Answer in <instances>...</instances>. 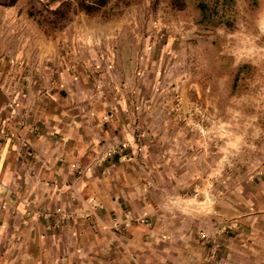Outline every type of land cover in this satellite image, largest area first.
Masks as SVG:
<instances>
[{
    "label": "crops",
    "instance_id": "crops-1",
    "mask_svg": "<svg viewBox=\"0 0 264 264\" xmlns=\"http://www.w3.org/2000/svg\"><path fill=\"white\" fill-rule=\"evenodd\" d=\"M42 1L47 9L55 11L66 1L80 0ZM152 1L133 3L122 14L111 18L104 12L96 17L79 12L63 32L34 35L30 51L28 45L19 49V38L14 31L9 32V26L18 21L15 12L23 5L19 1L11 7L0 5V183L20 189V195L12 199L19 225L7 222L11 214L3 211L0 205V234L21 232L26 236L25 245H18L19 264H264V182L261 178L253 180L248 174L242 178L240 174V211L234 209L235 197L227 196V203L231 205L225 209L223 217L238 219L239 246H233L232 242L231 246H205L211 250L207 255L205 247L162 246L155 232L171 236L168 225L159 231L157 227L149 231L137 223L138 218L151 215L153 219L166 218L169 224L165 212L160 210L159 214L155 210L163 195L151 191L152 186L143 188L140 193L143 196L132 198L138 182L137 172L151 166L150 161H145L146 156H157L161 161L160 170L173 172L168 177L176 180H181L184 172H188L191 175L188 179L198 183L201 181L195 177L197 171L207 167L213 174V168L218 167L214 175L202 180L203 185L227 180L231 185L234 170L248 172L251 159L247 154L254 152H245L240 159L231 153L223 159L222 166L217 150H209L212 143L201 150L199 131L189 132L182 121L194 123L202 107L221 103L235 108L239 123L263 124L264 116L263 38L260 35L237 36L246 51L250 47L246 57L255 66V73L248 79L243 70L241 76L242 79L246 77L245 81L233 95V81L229 84L196 81V69L183 39L197 38L198 24L191 20L181 23V20L178 24L182 27L177 29L172 25L171 34L165 36L157 29L160 20L177 10L169 3ZM256 1L259 9L254 23L261 27L264 25V0ZM230 8L228 5L214 6L210 15L216 18L218 13H225L223 26H232L235 20L229 19ZM90 41L94 42L92 48H88ZM232 41L226 45L237 42ZM76 44L80 50H76ZM139 52L143 56L142 67L148 72L147 78L143 74L136 78L133 73ZM31 77L34 82L27 80ZM93 78L96 81L93 82ZM162 83L169 86L166 94L161 93ZM161 101L166 102L163 108L166 112L172 110V115L160 114V118H155V114L146 115L149 108ZM90 111L92 115L88 114ZM88 121L95 125L97 137L110 144L111 149L115 148L114 155L95 169L91 168L92 153L102 146L93 138ZM153 123L165 127L153 132L150 126ZM169 124L176 125L169 129ZM230 135L246 145L249 132ZM259 139L254 147L263 143L261 132ZM118 142L122 145L120 152H117ZM27 148L32 154H27ZM135 153L142 158L135 160ZM201 155L210 160L201 162ZM68 166L86 173L84 179L79 178L78 196H71L72 192L67 189ZM263 168L261 162L256 170ZM31 172H37L41 181L37 183ZM94 174L96 180L90 179ZM92 180H95L94 188ZM178 183L181 190L184 182ZM186 185L190 186V192L195 190L193 181ZM242 192H252L251 201ZM2 197L5 198L0 193V199ZM195 200L190 199L188 203L194 204ZM83 204L86 209L87 204L96 205V209L93 208L95 218H80L78 214L85 209ZM57 207L77 211L78 217L75 216L68 226L48 234L35 214L39 209ZM184 209L182 213L192 214ZM29 212L33 217H27ZM114 215L123 217L128 225L121 238L112 231L116 225L110 216ZM23 218L31 220L25 223ZM202 236L204 239L207 235ZM160 242V246H153ZM3 243H8L6 238ZM5 263L4 260L0 262Z\"/></svg>",
    "mask_w": 264,
    "mask_h": 264
},
{
    "label": "rangeland",
    "instance_id": "rangeland-1",
    "mask_svg": "<svg viewBox=\"0 0 264 264\" xmlns=\"http://www.w3.org/2000/svg\"><path fill=\"white\" fill-rule=\"evenodd\" d=\"M18 1L19 4L23 6L20 10L15 12L14 17L17 18L18 21L9 26V32H15L16 38H19L18 44L19 49L21 50H23V46L26 45H28L29 47L28 51L31 50V46L33 45L34 41V35H38L40 33L51 35L53 33L58 34L61 31L63 32L65 27L74 18V16L77 15V13L81 12L77 11L79 10L81 0L78 2L66 1L72 2L74 6L68 11L67 17L59 19H56L52 14L54 11H50L43 5L44 2L42 0H17V2ZM141 1L143 0H115L114 2H110V6L108 5V7L102 9L101 12H104L107 18H111L112 16L122 14L125 8H127L129 5L133 3H139ZM156 2L163 4L169 3L170 5L174 6V10H177H172L170 12V17L166 16L161 18L160 26L157 27L159 33H162L165 36L171 34L169 32L171 31L172 25L175 24L174 28L177 29L179 27H182L181 24H178L181 20V23H183V21L189 22L188 20H191L195 24H198V31L196 33L198 37L194 39H183L184 45H187L189 47L188 53L190 54V60L193 64V67L196 69V81L205 84L211 83L212 81H219L222 83L228 82L227 84H229L233 81L234 88L232 94L235 95L236 93H238V87L243 84V81H245L246 77L248 79L254 77L255 71L253 70V68L255 66L249 62V57H246L248 50H250V47L248 46L246 51L245 47H243L244 44L237 41V36L239 35L244 37V35H260L261 38H263L264 43V25L258 27L255 26L254 23L255 14L259 9V4L256 0H156ZM222 5H228L229 7H231V13L228 14V16L229 19L233 18V20H235L234 24L232 23V26H223V18L227 17H223L225 13H218L216 18H214L212 14L210 15L212 7L219 6L220 8V6ZM178 11L182 13L180 14ZM82 13L86 14L85 12ZM28 14L29 16H27ZM86 15L89 17H96L98 14L94 16L88 14ZM178 16H180V18H177ZM9 18L12 19V14H9ZM54 27H56V29ZM230 40L237 42H235V44L232 43L230 45H226ZM93 44L94 42L90 41V43H88V48L94 47ZM78 46L79 45L76 46V50H80V47ZM142 57L143 56L141 52H139L136 60L135 70L133 72L136 78H139L140 76H142V74L144 78L148 77L146 68L142 67L141 64L143 60ZM237 57H240V59H238ZM262 69L263 73H261V75L264 78V64L262 65ZM243 70L245 71L246 75L244 79H242L241 76ZM27 80L30 82L35 81L34 79H32V77L27 78ZM94 81L96 80H94L93 78V82ZM190 81L192 80L190 79ZM168 87V85L162 83L161 93L164 92L166 94V89H168ZM161 99L164 100L165 97L162 96ZM164 103L166 102L161 101L154 108H149V112H146V115L155 114V118H160V114L172 115V110L166 112V108H163ZM234 110V107L231 109L227 106H224L223 103H221V105L218 104L215 107H202L200 109L201 113H199L200 115L198 119L194 120V123H188L186 122V119L182 121V123L184 122L185 124V129L189 130V132H191V130L199 131L201 150H204L206 148L204 145L207 144V147H210L212 143V146L209 148V150H213V148L217 150V152L220 154L217 156L218 159L220 158L219 162H222L223 159L227 158V156H229V154L231 153H235L237 159H240L243 158L242 155L245 154V152H254V154L252 155H250V153L247 154V158L251 159V165L247 170L248 172L246 173L234 170V182L231 185H229V180H227L228 176L224 178V180H227L225 183H205L203 185L202 180L209 178L211 176L210 174H212V172L207 171V167L206 169H201V171L196 172L197 174H195V177H199L201 181L198 183H196V180L188 179L189 177H191V175H188V172H184L185 176L181 178V180H179V178L178 180L170 178L168 176H170L173 172L160 170L158 166L161 161L155 155L146 156L147 160L145 161H150L151 166L149 165L146 171L140 170L139 172H137L136 179L138 180V182L135 184L134 194L131 193L133 196L132 198L141 195L140 193L143 192V188L145 190L149 186H152L151 191L156 192L159 195H163V199H161L159 204H157L155 210L158 211L159 214L160 210L162 212H165V214L169 218V224H167L166 218H162L160 220L158 218L153 219L151 215H146L145 217L138 218L137 220V223L140 224L141 227H144L149 231H153L156 227V229L159 231L164 228L165 225H168V231L170 232L171 236H164L159 232H155L157 236H159L161 242H163L162 246H168L169 244L173 246H200V248L203 249L205 246H231L230 242H232L233 246H239L241 240L239 237L240 226L237 225L238 219L232 220L227 217H223V215L225 214V209H227V207L231 205L227 203L228 195L235 197L236 203L234 202L233 204L234 209L240 211L239 187L241 181V173L242 178L244 174H248V177L250 179L255 180L257 178H261L264 182V168L262 170H256V168L260 166L261 162L264 165V139H262V145L254 147L256 139L258 141L260 140L259 132L262 133V138H264V116L263 124H256L250 121L247 123H239L238 121H236L237 118H235L236 113H234ZM91 113V111L88 112V114L92 115ZM175 125L176 124L170 126L169 124V129H172V127H174ZM89 126L92 128L91 134L93 135V138L99 141L100 145L102 146L101 150L92 153L91 168L95 169L99 168L102 163L106 162L114 155L112 152L115 151V148L113 147V149H111L110 144H108L102 138L97 137L98 132L95 130V125L93 123H89ZM150 126H152L153 128V132H160L165 127V125L161 123H153L152 125L150 124ZM242 131L249 132L246 140V145H241L239 138L234 139V136L230 135V133H237V136H239ZM256 132H258V138H256ZM117 147V152H120V148L122 147L120 142H118ZM259 150H262V152L259 153ZM29 153L32 154L31 150L27 148V154L29 155ZM137 153H135L134 155L135 160H139L142 158V156ZM236 157L233 156L235 160ZM207 160H210L209 158H207V156H200L201 162H206ZM68 168L70 167L68 166ZM217 169L218 167L213 168L214 171L212 175L216 173L215 170ZM69 170L70 171L68 172V175L70 179L68 180L67 189L69 190V192H72L71 196H78L76 192H78V183L81 180L79 178L81 177L82 179H84L86 173L85 171L79 172V168L77 167L70 168ZM221 173L223 175V170L221 171ZM31 174L33 179L37 180V183L41 181V177L37 172H31ZM256 175H258V177H256ZM92 177L96 180L95 174L93 176H90V179ZM219 179L222 181V176ZM95 180H92L91 183V187L93 188ZM182 181L184 182V184L182 189L180 190V185L178 182ZM192 181L194 182V185L196 187L193 192H190L191 188L190 186H187L186 183H189L191 185ZM172 184L178 185L171 186ZM251 188L253 189L255 188V186L252 185ZM19 190L20 189L18 187L0 183V193L5 197H2L0 199V202H2V204L0 205L2 206L1 208L3 211H8V213L11 214L9 215L7 222L11 223L12 226H15L16 224L19 225V219L15 215L17 214V210L12 205V199L16 200V198L20 195ZM242 193L245 194V192ZM246 195L248 197V200L251 201L252 192L245 194V197ZM195 198L196 200L194 204L188 203L190 199ZM92 206L93 207L87 204L86 209L85 205L83 204V207L85 209H82L81 213L78 214L80 215L81 219H89L90 217L95 218L96 211H93V208L95 210L96 205ZM123 208L126 209L125 206H123ZM183 209L186 210L185 212H192V214L189 215L186 213H182ZM250 210H253V207H251ZM76 212L77 211L72 212L62 207H57L55 209L44 208L39 209L37 211V215L35 214V216L38 217V222L44 225L47 233L53 234L55 233V231H58V229L66 226L68 223H73V219L75 218V216L78 217ZM29 215L30 216H27L28 218L33 217L31 216L30 212ZM28 218H23L25 223L31 220H28ZM110 218L111 222L113 221V223L116 225V227L114 226L112 228V231L116 232V234L118 233L119 237L121 238L122 233L126 231V228L128 226L124 222L125 219L118 215L110 216ZM10 228L11 226H9L8 232H10ZM20 229L21 227H19V230ZM13 231L14 230L12 229V232ZM203 234L207 235L206 237H204V239L202 236ZM169 237L171 239L169 242H167V239ZM181 237L183 240L180 239ZM5 238L6 242L11 244V246H7L8 243L2 244V241ZM26 241V236L21 232H18L16 234L11 233L9 235L6 232L0 234V262L4 260L6 262L5 264H19V246H24ZM161 242L159 244L155 243L156 245L153 244V246H160ZM205 253L206 255L211 253L209 247H205Z\"/></svg>",
    "mask_w": 264,
    "mask_h": 264
},
{
    "label": "trees",
    "instance_id": "trees-1",
    "mask_svg": "<svg viewBox=\"0 0 264 264\" xmlns=\"http://www.w3.org/2000/svg\"><path fill=\"white\" fill-rule=\"evenodd\" d=\"M17 0H0V4L3 6H12L15 5ZM111 0H91V1H81L79 6V10L81 12H85L88 15L94 16L99 14L102 9L108 7ZM74 4L72 2H66L62 8L54 11L52 14L55 16L56 19L67 17L68 11L72 9ZM76 9V8H74ZM54 22V21H53ZM56 24V21H55ZM56 29V27H54Z\"/></svg>",
    "mask_w": 264,
    "mask_h": 264
},
{
    "label": "built area",
    "instance_id": "built-area-1",
    "mask_svg": "<svg viewBox=\"0 0 264 264\" xmlns=\"http://www.w3.org/2000/svg\"><path fill=\"white\" fill-rule=\"evenodd\" d=\"M7 191H9V190H7Z\"/></svg>",
    "mask_w": 264,
    "mask_h": 264
}]
</instances>
